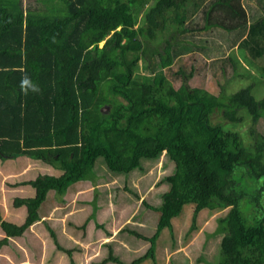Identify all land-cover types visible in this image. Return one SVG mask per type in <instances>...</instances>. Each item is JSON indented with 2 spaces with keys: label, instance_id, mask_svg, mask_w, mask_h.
Wrapping results in <instances>:
<instances>
[{
  "label": "trees",
  "instance_id": "16d2710c",
  "mask_svg": "<svg viewBox=\"0 0 264 264\" xmlns=\"http://www.w3.org/2000/svg\"><path fill=\"white\" fill-rule=\"evenodd\" d=\"M32 1L0 0V159L26 155L62 173L21 181L33 191L24 197L11 194L9 181L2 185L0 178V264H18L14 254L21 255L18 249L28 243L26 230L53 213V206L44 213L40 207L50 191L62 201L73 183L93 182L97 158L109 171L126 174L162 153L173 169L159 179L166 189L158 204L134 192L138 204L147 207L142 209L149 212L146 221L153 224L158 213L153 234L141 236L128 224L117 237L129 243L130 251L121 248L115 255V243L108 241L100 264L158 260V236L164 228L172 233L171 220L186 204L193 205L194 236L200 210H227L213 231L222 234L220 258L213 264H264V169L257 166L264 142L254 129L264 98L256 100L251 85L229 95L190 86L196 58L188 72H175L181 75L177 87L163 70L187 54L210 59L206 39L196 32L214 27L233 33L230 48L247 51L256 64L264 61V0ZM188 14H201L202 25L192 26ZM157 34L164 35L162 48L150 44ZM218 61L221 72H226L224 61L234 69L230 57ZM25 77L37 91L23 83ZM215 111L219 115L213 121ZM247 118L250 142L236 128ZM97 189L94 185L93 192ZM84 203L91 210L82 228L90 220L110 236L104 221L97 220L95 199ZM22 206L25 217L18 210ZM46 228L73 264L71 250ZM130 234L149 242L144 253L132 254Z\"/></svg>",
  "mask_w": 264,
  "mask_h": 264
},
{
  "label": "rangeland",
  "instance_id": "374dc122",
  "mask_svg": "<svg viewBox=\"0 0 264 264\" xmlns=\"http://www.w3.org/2000/svg\"><path fill=\"white\" fill-rule=\"evenodd\" d=\"M23 3L24 5H32L34 4V1L23 0ZM192 7V4L189 3V11ZM189 18V22H192V26H195L196 24L199 26L202 25L203 21L201 20V14H196L195 17L190 15ZM196 34H198L200 38L202 37L206 39V47L210 59H207L203 54H187L173 61L169 67L163 70L174 87L178 86L180 81L179 78L181 77V75L178 73L175 74V72L178 69L188 72L189 67L194 63V58H196L198 59V63L197 65L195 64L196 69L194 71V76L188 81L190 86L205 87V89L214 94H219L221 89V92L229 95L240 88L251 85V93L255 99L261 100L264 98V71H261L260 69L261 66H264V61L260 60L256 64L248 56L247 51L238 49L235 46L230 48L229 44L232 42L231 38L233 33H228L221 28L214 27L205 31L199 30ZM156 41H158V43ZM156 41L154 43L150 42V44L162 48L165 44L164 35L157 34ZM224 57H230L234 65L233 69L231 61H224L223 63H225L226 66L225 73L221 72L218 67V63H220L218 60ZM104 110L106 109L104 108ZM244 112L250 117L246 111ZM212 115L213 121H216L215 118L219 113L215 111ZM240 124L242 125H239V127L236 126V128L242 132L244 142H250L251 136L247 134L249 126L252 124L250 119L247 118ZM254 129L258 132V136H260L259 139L263 143L264 110L262 111V115L258 118V121L254 124ZM262 149L264 151V144H262ZM16 157V160H18L23 156ZM3 161H5L4 163L10 168L15 166V170H19V163H16L14 159H0V162ZM37 163H41V160L38 162L33 161L31 166L28 165V179L36 177L39 173H46L47 170L40 168ZM41 164L44 165L46 163ZM257 166H261L264 169V157L263 159L260 158L257 162ZM94 167L95 175L93 177V182L88 181L84 184L70 185L65 192L62 201L56 198L52 192L48 194L47 199L43 202L44 204L42 203L40 205V207H42L41 213H44L46 208L50 210L52 206L54 207L53 213L44 216V220H40L39 224H36L32 231H28L27 245L18 249L22 254L19 255L18 252H15L14 254V256L16 255L18 258V264L66 263L67 256L64 251L56 248L48 231L49 229L46 228L47 224L55 231L57 240L63 248L70 250L73 249V251H76L75 249L77 247L81 251L82 249H85L86 255L87 250L91 249L92 255L95 257L94 260H101L107 253V249L105 250L101 246L103 241H113L115 247L121 249L119 247L121 241H118L119 238L117 235L120 236L119 233H124L123 230L124 228H127L126 226L129 224L130 219L132 221H138V219L144 220V222L139 220L142 227H134L139 233H141L139 235L150 236L153 234L158 219V213H156L154 219H152L153 224L146 221L149 220L147 216L149 212H142L146 210L147 207L144 204H138V200L140 199H138L136 195L145 197L146 203L148 202L150 205L156 206L158 204L160 192L166 189L164 183L159 182V179L162 175L171 172L173 169V164L167 160V157L162 153L157 159L143 161L140 170H131L126 174L109 171L104 165L101 157L96 159ZM52 168L54 167H51V169ZM56 170L57 172L55 173H62L59 169H53V171ZM24 176L26 175L24 174ZM19 178L24 177L19 176ZM94 185H96V189L99 186L96 192H93ZM242 185H244L243 182ZM9 191L13 195H21L19 190H16L15 192H12L13 190ZM92 199H95L99 208L96 213L97 220L104 221L106 228L111 232L110 236H105L103 230L95 227L93 221H88L86 226L82 228V224L85 222V219L91 210L90 205L84 203V201ZM239 205L245 214L243 202L240 201ZM22 209L24 213L21 214L19 211L20 217L21 215L25 217V207L23 206ZM192 210V204H186L183 206L179 215L171 220L172 233H170V229L164 228L158 236L155 244V252L158 260L148 258L147 260H144L142 264H162L163 261H165L164 264H176L178 261L184 262H181L182 264H189V261H191V264H198L200 261L199 257H202L205 260L201 261V264H213L219 260V242L222 234L213 231L217 226L218 217L225 215L227 210H200L195 215V222L199 227L195 230L198 232L196 236L190 233ZM150 211L153 210L151 209ZM250 212L251 210H247L246 214L249 215ZM47 217H50L51 219L47 220ZM129 242L134 243V247H132V254L134 255L137 251L139 254L144 253L149 246L148 241L139 238L134 234L129 235ZM175 254H178L176 255L178 257H174ZM122 256L125 257V254L122 253ZM132 256L133 255L130 257ZM77 258H80L78 253ZM186 259L187 262L185 261ZM89 261H91V259L83 258L81 264H89ZM1 264L9 263L6 260H3Z\"/></svg>",
  "mask_w": 264,
  "mask_h": 264
},
{
  "label": "crops",
  "instance_id": "0c3cea01",
  "mask_svg": "<svg viewBox=\"0 0 264 264\" xmlns=\"http://www.w3.org/2000/svg\"><path fill=\"white\" fill-rule=\"evenodd\" d=\"M20 157H21V155H19ZM23 157H21L20 159H18V160H16V158L17 157H14V158H11V159H14V161L16 162V163H19L18 164V166H19V170H15V166H13V168H10L9 166H7L4 162L5 161H3V162H0V178L2 179V182H1V184L3 185V180L4 179H7L8 181H9V185H7V188L8 189H10V190H13L12 192H15L16 190H19L20 191V193H21V195H20V197H24V196H28V195H32L33 194V191H32V189H31V187L28 185V184H19L21 181H23V180H27L28 179V165H30L31 166V164H33V161H36V162H38L39 160H37V159H34V158H31L30 159V157H28V156H26V155H22ZM41 163H44V162H42L41 161ZM41 163H37V165L40 167V168H42L43 170H47L46 171V173L47 174H52V175H59V173H55V172H57V170L56 171H53V169L55 168H52L51 169V165L50 164H44V165H42ZM34 164H36V163H34ZM50 165V166H49ZM9 167V168H8ZM56 169V168H55ZM24 174L26 175V176H24ZM39 174H43V172L42 173H39ZM19 176H21V177H24V178H19ZM5 181V180H4ZM89 180H79V181H77V182H75V183H73L72 185H77V184H84V183H86V182H88ZM69 188V187H68ZM67 191V190H66ZM51 192V191H50ZM53 193V192H52ZM23 194H26V195H23ZM14 196H16L17 197V195L16 194H14ZM64 197V196H63ZM22 208H23V206H22ZM21 207L18 209L20 212H21V214H23L24 213V211H23V209H22ZM26 210V209H25ZM7 214H11V212L10 211H8L7 212ZM137 219V218H136ZM139 220H141V219H138V221H132L131 219L129 220V227H131V228H134V227H142V225H141V222L139 221ZM90 221V220H89ZM142 221V220H141ZM26 234L28 235V229L26 230ZM105 235V234H104ZM109 241V240H108ZM108 241H103V243L101 244V246L103 247V249H107L106 248V246H105V244H107V242ZM119 244H121V245H119V247L120 248H123V249H125V250H128V251H130V248H131V246L129 245V243H127V242H121V243H119ZM112 249H113V252H114V254L116 255L117 253H118V250L119 249H117L116 247H115V244L114 245H112ZM76 251H73V249L71 250V259H72V262H73V264H81V262H82V260H83V258H89V259H91V261H89V264H100V261L102 260V259H104L105 257H106V255H107V253H106V255H104L103 257H102V259L101 260H94L95 259V257H93V255H92V250L91 249H89V250H87V255L85 254V249H82V251L81 250H79L78 249V247L75 249ZM77 253H78V255L80 256V258H77ZM168 253H170V252H168ZM66 254V253H65ZM172 254V253H171ZM86 255V256H85ZM177 254H175V256H176ZM66 256H67V254H66ZM168 256V255H167ZM156 258H158V257H156ZM147 260V259H146ZM164 262L165 261H163V263L162 264H164ZM176 262V261H175ZM143 263V262H142ZM178 264L179 263H181V261H178L177 262ZM65 264H71V262L69 261V257L67 256V259H66V263ZM104 264H116V263H113V262H111V261H107V262H105ZM165 264H167V263H165ZM169 264V263H168ZM189 264H191V262L189 261ZM198 264H201V263H198Z\"/></svg>",
  "mask_w": 264,
  "mask_h": 264
},
{
  "label": "clouds",
  "instance_id": "9594fccd",
  "mask_svg": "<svg viewBox=\"0 0 264 264\" xmlns=\"http://www.w3.org/2000/svg\"><path fill=\"white\" fill-rule=\"evenodd\" d=\"M23 83L29 85L32 91H37L36 87L32 85L27 77L24 78Z\"/></svg>",
  "mask_w": 264,
  "mask_h": 264
}]
</instances>
